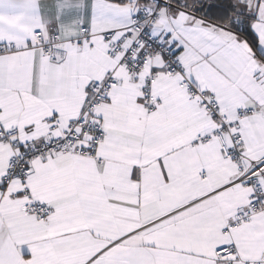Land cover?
<instances>
[{
	"label": "snow or ice",
	"instance_id": "6c2138e0",
	"mask_svg": "<svg viewBox=\"0 0 264 264\" xmlns=\"http://www.w3.org/2000/svg\"><path fill=\"white\" fill-rule=\"evenodd\" d=\"M0 264H264V0H0Z\"/></svg>",
	"mask_w": 264,
	"mask_h": 264
}]
</instances>
